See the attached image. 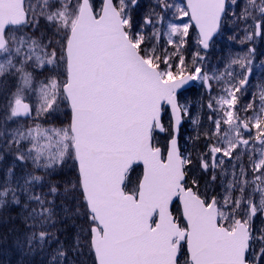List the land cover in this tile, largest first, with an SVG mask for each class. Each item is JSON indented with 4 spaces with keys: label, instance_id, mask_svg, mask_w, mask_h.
<instances>
[{
    "label": "snow or ice",
    "instance_id": "1",
    "mask_svg": "<svg viewBox=\"0 0 264 264\" xmlns=\"http://www.w3.org/2000/svg\"><path fill=\"white\" fill-rule=\"evenodd\" d=\"M137 5L138 0H103L97 11L91 0H41L35 5L32 0H0V76H18L16 91L6 96L7 119L31 115L32 106L24 102L26 91L37 97V118L57 112L61 105L71 112L64 127L36 124L0 132V137L11 136L6 144L8 150L16 146L14 163L31 160L34 168L51 174L71 159L76 170L62 192L53 182L47 191L37 193L34 186L43 187L44 176L28 173L11 187L14 172L9 168L8 180L0 186V204L9 193L17 204V192L26 195L38 209L25 219L32 221L30 228L43 229L52 226L57 215L54 200L60 197L64 219L73 220L74 227L76 219L86 221L87 227L77 232L76 246L81 232L87 233L93 264H179L182 244L187 246L184 264H264V227H253L254 218L264 214V85H260L258 110L250 103L241 116L238 108L253 71L249 57L254 49L232 59L219 75L204 71L205 58L199 52L191 64L182 54L192 23L198 29L197 45L207 49L237 0H186L183 5L156 0L161 13L150 10L139 27L132 14ZM168 11L173 18L165 20ZM177 15L189 22H175ZM41 17L55 26L54 36L59 39L45 41L44 33L35 35ZM236 20L253 21L245 29V39L264 35V0H246ZM147 26L153 28L149 35H145ZM25 28L33 33L24 32ZM162 37L174 51L160 47ZM258 67L264 69V61ZM29 68L52 74L37 83ZM193 81L210 97L212 126L202 134L207 149L195 158L203 173H212L203 195L197 178L191 182L195 190L187 186L194 158L178 146L185 118L197 128L201 125L200 114L193 116L190 111L191 102L179 100ZM213 82L224 85L214 97ZM168 108L171 139L165 158L154 146L153 135L166 130L162 113ZM249 110L252 115H247ZM200 138L199 131L195 138L189 137ZM23 142H30L27 151H20ZM136 162L143 163V175L129 192L125 179ZM218 179L221 192L211 194L209 186ZM173 197H179L183 206V227L169 211ZM54 239L59 238L53 233L33 231L18 240V246L24 250L26 245L31 252L37 242L43 249ZM69 251L75 248L59 243L49 264H71Z\"/></svg>",
    "mask_w": 264,
    "mask_h": 264
},
{
    "label": "trees",
    "instance_id": "2",
    "mask_svg": "<svg viewBox=\"0 0 264 264\" xmlns=\"http://www.w3.org/2000/svg\"><path fill=\"white\" fill-rule=\"evenodd\" d=\"M39 0H32V3L35 5ZM136 7L132 9L134 11ZM139 15V14H138ZM137 16V15H136ZM139 21V17H138ZM55 26L48 25L44 19H40V27L39 30L35 32V35L39 36L41 33H44L45 41L48 38H52L53 40L59 39V37L54 36ZM29 34L33 33V29L25 28V31ZM221 33V27H220ZM219 35L213 40L211 44V48H219L223 45L221 41V37ZM234 39H232L233 41ZM216 55V52L213 53ZM220 55V52H217V57ZM217 62V63H216ZM214 64H216L215 68L220 69L222 66L221 62L217 59H214ZM47 70H41L35 73V78L38 80H43L45 77L51 75ZM13 75L11 73H5L3 76H0V132L7 133L5 125L2 123L4 120L7 110H6V96L13 89ZM47 119V118H45ZM40 122L38 123L41 127H45L42 124L43 118L39 116ZM34 122V121H32ZM67 123V121H66ZM65 123V125H67ZM10 139V136H2L0 137V186L4 185L5 181L8 180L7 170L9 168L13 169L14 176L10 181L11 187L14 186L16 179L19 177L26 176L28 173H32L34 175H40L45 177V182L43 187L37 185L34 186V191L40 193L41 191H47L50 183H58L63 191V188L66 183H70L76 176L75 168L68 171L61 170V167L68 168L67 160L62 166L56 167L51 171V174L46 173L44 169H36L33 165L27 161V167L22 171L18 169L19 164H22L20 161H16L15 159V145L12 146V150H8V146L6 144V140ZM153 143L158 144V138L153 136ZM30 147V146H29ZM140 177V168L138 166L132 167L128 174L127 180L125 183V190L132 191L135 189V186ZM17 196L20 202L13 203L12 202V194L9 193L5 198V203L0 204V264H49L53 251L57 248L59 243H63L66 249L75 248V251H69L68 256L71 264H93V256L89 251L88 241L89 236L85 232H81L79 238V246H76V236L78 230L81 228H86V221L83 218L75 220V227L73 226V220H68L63 218V213L60 211V205L62 203V199L60 197L55 198L54 203L56 205V213L54 220L50 222L52 226L46 227L43 229L30 228L29 225L32 223L31 220H26L25 218L28 216V213L31 212L33 208L38 209V205L35 203H31L28 201L26 195L21 193H17ZM51 199V197H50ZM28 204V208L25 209V204ZM173 213L178 211L176 206L172 209ZM47 231L53 233L55 237L59 239H54L50 244H46L43 249L39 247L37 242V247L31 251H27V246L25 245V249L21 250L18 246V240H23L27 235H30L33 231ZM185 260V252L184 249L181 250L179 256V263H182Z\"/></svg>",
    "mask_w": 264,
    "mask_h": 264
},
{
    "label": "rangeland",
    "instance_id": "3",
    "mask_svg": "<svg viewBox=\"0 0 264 264\" xmlns=\"http://www.w3.org/2000/svg\"><path fill=\"white\" fill-rule=\"evenodd\" d=\"M40 2H41V0H39L37 2V4ZM168 2L171 3L172 0H168ZM176 2L183 5L182 0H176ZM91 3L93 4L94 9L99 11L101 0H91ZM152 9H155L156 13H161V8L156 5V0H139L138 1V7L134 11H132L134 22L136 23L137 27H139V25L143 23L144 16L146 14H148L149 11ZM38 11H39V8H37V12ZM138 17H139V21H138ZM172 18H173L172 12L168 11L165 15V20L172 19ZM40 19H44V18L41 17ZM175 22H177V23H181V22L188 23L189 19H188V17H178V15H177ZM157 27H160V25H157ZM152 31H153V28L151 26H147L146 31H145V35L151 34ZM186 41L187 42L184 45V52L182 53L183 55H184V53L186 54V57H187L186 61L189 64H191L194 53L199 52L200 56H203L205 58L204 61L202 62V67H203L204 71L208 72L209 75H212L214 72L217 75H219L221 72L225 71V65L228 64L232 59L240 58V57H243V56L248 54L247 53V54H242V55H238V54L236 55L234 53L227 52L225 54L226 60H225L223 67L218 69V68H215L216 64L211 62V56L210 55H203V53H201L199 51V48L197 45V36H196L194 30L191 28V26L189 28V35L186 38ZM165 46L168 47L169 51H174L172 46L166 45V38L162 37L160 40V47L164 48ZM249 58L253 60L252 74L256 73L255 77H254V81L252 82V86L250 89L254 92V94L251 95L247 100L246 99L247 96H245V95L250 93V91H245V92L240 93L239 101H238V108L240 110L241 116L245 115L243 110L245 108H247V106L250 103L254 104V107L257 110L261 107V99H260L259 91H260V85H264V69H261L258 67V65H260L261 63L256 61L254 59V57L250 56ZM209 62H211V63H209ZM200 63L201 62L198 60L197 64H200ZM233 67H234L235 71H237V72L240 71V68L238 65H235ZM41 70L42 69H35V70L32 68L28 69V71L33 72L34 76H35V73H37L38 71H41ZM38 82L39 81H37V83ZM12 83L14 84L12 86L13 89L10 91L8 96H11V94L16 91V87H17V83H18V76L13 75ZM194 84H195V86L193 87L192 90H190V95H189V93L184 95L181 102L186 103V102L190 101L191 102L190 111H191L192 115L195 116V115H197V113L200 114L201 125L199 128L192 125L191 120H190V134H192V138H195L197 136L198 131H199V133L201 134V138L199 140L190 139V145H187L185 140L183 141L185 147L188 149L190 148V152H194L195 155L197 156V154L204 152V148H203V144H202V138H203L202 134L207 128H209L212 125H210V123L208 121V116L211 115V113L207 108V104H208L210 97H209L207 91L203 87L200 86L198 81H194ZM213 84H215V82H213ZM215 85H216V87H213V90L211 92V95L213 97L218 96L220 94V89L224 86L223 84H220V85L215 84ZM24 95L26 97L24 102H27L32 106V112H33L32 118L33 119L27 120L28 122L20 120L19 118H13L12 120H8L7 119L8 115H9V112L7 109L8 101L6 99L5 105H6L7 113H6L4 120H2V123L5 125L7 132H11L12 130L17 129V128H22V129L26 130L28 127H34L36 124H38L40 122L39 117L37 118L36 110H35L36 105L38 103L35 93L26 91L24 93ZM201 101L203 102V105H204L203 108H201ZM252 114L253 113L251 112V110H249V112L247 113V115H252ZM40 117L43 118L42 124L45 125L44 128L64 127L66 121H67L66 124H68V118H69L68 109H67L66 105H61L60 110H58L57 112H55L51 115H41ZM45 118H47V119H45ZM185 120H186V122H189L188 118H185ZM32 121H34V122H32ZM184 135L186 136V127H184V129H183V136ZM10 139H11V136H10ZM193 145L195 147L201 145V148H203V150H201V148L199 150H196L193 147ZM29 146H30V142H23L19 146L20 151H27ZM206 149H207V146H206ZM14 150H15V154H16V146L14 147ZM246 158H248V157L246 156ZM243 160L245 162V165H247V159H245V157H243ZM28 161L30 162L31 165H33L31 160H28ZM21 163L22 164H19L18 169L22 171L24 168L27 167V162H21ZM67 165H68L67 169L64 167H61V170L66 171V173H67V170L70 171V170L74 169L73 161L71 159H67ZM228 169L231 171V165L228 166ZM238 170L239 169H237V171ZM15 186H16V182H15L13 187H15ZM17 193H19V191ZM175 217H176V219L179 218L177 221L180 223L181 226H183V222L180 218L179 212ZM261 227H264V226H261V224L259 223L258 225L255 226V229L258 230Z\"/></svg>",
    "mask_w": 264,
    "mask_h": 264
},
{
    "label": "flooded vegetation",
    "instance_id": "4",
    "mask_svg": "<svg viewBox=\"0 0 264 264\" xmlns=\"http://www.w3.org/2000/svg\"><path fill=\"white\" fill-rule=\"evenodd\" d=\"M245 2L246 0H237V6L235 7H229L228 9V17L225 18V20L223 21V30H224V40L225 43L223 45V47H221V51H234L236 53V55H242V54H247L249 53V49H254V53L251 54L252 57H254V59L256 61H258L259 63H261L262 61H264V35H260V36H253V38L251 40L245 39V36L247 35V32L245 31L246 28H249V26L253 23V21L249 20L247 22V24L243 21H237L236 20V16H239L242 9L245 6ZM229 3H231V0H229ZM233 12L235 13V16L233 15ZM251 31H254V29H250ZM235 38V43L233 46L228 45L227 39L228 38ZM184 52V49H183ZM184 56L186 57V54L184 53ZM187 59V57H186ZM256 73H251L250 77H249V82L248 84L245 86V89L243 92L245 91H250V93L246 94L245 96H247V100L248 98L254 94V92L251 89L252 86V82L254 81V77H255ZM254 87V86H253ZM190 95V88L185 90L184 92H182V94L179 96V100L180 102L182 101V98L184 95L188 94ZM182 103V102H181ZM169 112L168 109L167 111L162 113V123L163 125L165 124V128H167L169 126ZM189 122H186V120H183V125L182 128L180 129L179 132V136H178V144H179V149L181 151V153L183 154H187L188 152H190V148H186L183 141L185 140L187 145H190V139L189 137H192V134H190V119L188 120ZM184 127H186V136H183V129ZM168 131L170 133V128H168ZM165 132H163L162 134H164ZM253 135H255V132L253 130ZM247 138V137H245ZM202 144H203V148L204 151H206V146L207 143L205 141V138H202ZM193 147L196 150H199L201 148L200 146L195 147L193 145ZM203 148H201V150H203ZM194 158V167L192 168V170L189 171L187 177H186V183L187 186H192L194 187L195 190V186L192 185V179L193 177L197 178L198 183H199V191L200 193L203 195L204 191H205V183L206 181L211 179L212 173L211 171H209L208 173H203L198 166V162L195 160V158L197 157L195 155L194 152H191ZM198 155V154H197ZM245 159L248 160V158ZM231 164H228V166H230ZM229 170V169H228ZM229 173H231V171L229 170ZM230 175H229V179H230ZM249 180L252 179L251 175H249L248 177ZM225 183H227V181H225ZM212 189H214V191H212ZM209 191L211 194H216L221 192V188H220V181L219 179L216 181V183L214 185L209 186ZM255 199L257 201H259L260 196L259 194H257L255 196ZM261 224V226H264V214H258L254 220H253V227L255 229V226L258 224Z\"/></svg>",
    "mask_w": 264,
    "mask_h": 264
},
{
    "label": "water",
    "instance_id": "5",
    "mask_svg": "<svg viewBox=\"0 0 264 264\" xmlns=\"http://www.w3.org/2000/svg\"><path fill=\"white\" fill-rule=\"evenodd\" d=\"M183 2H184V4H186V0H183ZM102 5H103V0H102ZM101 8H102V6H101ZM192 26L195 28V31H196V33H197V35H198V29H196V27H195V24L194 23H192ZM218 32V31H217ZM216 32V33H217ZM216 33H214L213 34V37L216 35ZM212 37V38H213ZM211 41V40H210ZM210 43V42H209ZM200 47V49L201 50H203V51H207L208 50V48L207 49H204L202 46H199ZM192 85V82H190V86ZM189 86V85H188ZM187 86V87H188ZM186 87V88H187ZM70 110V109H69ZM29 117V116H28ZM22 118H27V117H22ZM70 119H71V112H70ZM70 122V121H69ZM157 131H160V130H157ZM169 143V142H168ZM168 151V150H167ZM166 156H167V154H166ZM166 156H165V158H166ZM134 165H139V166H141V177H140V179L142 178V175H143V163L142 162H136V163H134L132 166H134ZM132 166H130V168L132 167ZM140 179H139V181H140ZM138 184H139V182H138ZM138 186V185H137ZM176 199H178V204H179V208H180V212H181V218H182V220H183V222L186 224V221L184 220V218H183V206H182V204H181V202H180V199H179V197H173V200L169 203V211H170V213H171V205H172V203L176 200ZM158 218V217H157ZM185 252H186V255H187V246H186V244H185ZM93 257H94V254H93Z\"/></svg>",
    "mask_w": 264,
    "mask_h": 264
}]
</instances>
